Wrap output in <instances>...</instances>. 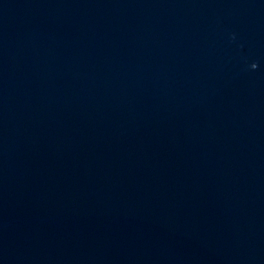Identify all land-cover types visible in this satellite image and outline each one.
<instances>
[{"label":"water","instance_id":"water-1","mask_svg":"<svg viewBox=\"0 0 264 264\" xmlns=\"http://www.w3.org/2000/svg\"><path fill=\"white\" fill-rule=\"evenodd\" d=\"M0 264H264V0H0Z\"/></svg>","mask_w":264,"mask_h":264}]
</instances>
